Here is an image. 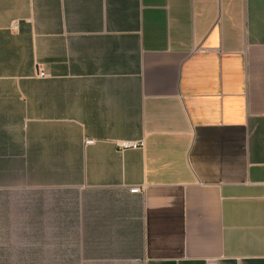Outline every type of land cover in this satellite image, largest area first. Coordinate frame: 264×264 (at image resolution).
<instances>
[{"label": "crops", "instance_id": "crops-1", "mask_svg": "<svg viewBox=\"0 0 264 264\" xmlns=\"http://www.w3.org/2000/svg\"><path fill=\"white\" fill-rule=\"evenodd\" d=\"M0 264H264V0H0Z\"/></svg>", "mask_w": 264, "mask_h": 264}, {"label": "built area", "instance_id": "built-area-1", "mask_svg": "<svg viewBox=\"0 0 264 264\" xmlns=\"http://www.w3.org/2000/svg\"><path fill=\"white\" fill-rule=\"evenodd\" d=\"M41 74H43V71H40ZM93 139H87L86 143L91 144L93 143ZM145 146V139H141L139 141H130V140H122L118 142V147L121 150H125L128 148H144ZM132 193H144L145 191V186H135L130 189Z\"/></svg>", "mask_w": 264, "mask_h": 264}]
</instances>
